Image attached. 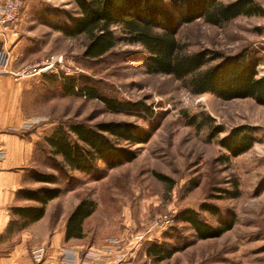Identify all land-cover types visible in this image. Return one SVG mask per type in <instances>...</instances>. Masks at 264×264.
Here are the masks:
<instances>
[{
    "label": "rangeland",
    "instance_id": "rangeland-1",
    "mask_svg": "<svg viewBox=\"0 0 264 264\" xmlns=\"http://www.w3.org/2000/svg\"><path fill=\"white\" fill-rule=\"evenodd\" d=\"M171 1L162 3L170 8ZM252 1L264 11V0ZM24 4L11 29V69L22 71L50 55L63 56L65 61L57 73H31L19 79L23 83L20 108L30 119L31 126L24 131L37 136L32 169L56 175L64 190L47 206L50 224L61 225L81 200L94 205L83 223L82 238L74 241L79 256L113 247L106 257L108 264L119 258L118 264H264V106L250 98L195 95L172 76L148 74L143 65L147 51L122 39L105 56L84 58L86 37L70 39L56 30L64 21L61 11L75 15L73 0H24ZM46 9H53V14L46 15ZM113 29L123 36L119 26ZM176 38L190 53L207 49L235 57L256 51L262 59L258 74L264 75V15L239 16L221 27L198 19L181 26ZM63 75L77 78L78 90L88 86L101 97L130 106L110 110L98 99L67 95L61 89ZM192 117L195 122L190 125ZM109 122L131 123L151 132L147 143L135 146L111 138L135 155L114 168L96 161L91 174L70 171L61 157L50 154L43 140L59 127L68 130L75 124L95 127ZM216 126L223 131L209 140L210 129ZM242 126L252 129L254 143L247 152L232 157L219 140ZM31 186L53 187L32 181ZM203 204L216 206L219 215L202 211ZM185 210L198 212L212 226L232 218L233 227L219 238L199 240L177 220ZM163 215L171 218L170 227L151 228ZM115 240L119 243L112 245ZM153 243L179 250L158 262L146 254Z\"/></svg>",
    "mask_w": 264,
    "mask_h": 264
},
{
    "label": "trees",
    "instance_id": "trees-1",
    "mask_svg": "<svg viewBox=\"0 0 264 264\" xmlns=\"http://www.w3.org/2000/svg\"><path fill=\"white\" fill-rule=\"evenodd\" d=\"M75 15L61 11L64 21L56 30L66 38L85 36L83 57L97 59L108 54L122 39L130 45H140L148 56L143 65L148 74L172 76L185 83L192 94H212L223 100L253 99L264 106V75L259 76L258 66L262 59L256 51H244L235 57H224L210 50L186 52L176 35L181 26L198 19L212 26H223L239 16H263V9L252 0H234L223 3L221 0H172L167 8L162 0H73ZM46 9V15L53 14ZM48 23V21H45ZM119 26L123 36L117 35L113 27ZM77 78L63 75L62 91L67 94H80L88 99L100 100L108 109H126L130 105L101 97L91 87L77 89ZM195 122V117L189 121ZM200 127V124L197 125ZM219 126L212 127L208 135L211 140L222 132ZM73 136V137H72ZM151 132L126 122L101 123L95 127L83 124L57 128L49 137H44L53 157L59 156L70 171L91 174L95 172L96 161L107 168H114L130 162L135 155L130 150L113 143L125 142L132 146L147 143ZM254 143L252 129L238 127L219 140V145L230 156L237 157L247 152ZM157 177L167 181L166 177ZM30 182L53 185L37 188H23L17 195L35 205L13 206L9 209L10 220L6 235L19 232L40 220L46 205L60 197L64 190L58 186V178L53 174L39 173L31 169ZM233 195V197H235ZM201 210L218 216L214 205L203 204ZM94 205L81 200L66 219L65 240L80 239L83 223L92 215ZM177 220L187 224L199 240L219 238L233 227V219H220L218 225L206 223L198 212L182 211ZM179 249L169 248L166 243H153L146 251L155 261L172 257Z\"/></svg>",
    "mask_w": 264,
    "mask_h": 264
},
{
    "label": "crops",
    "instance_id": "crops-1",
    "mask_svg": "<svg viewBox=\"0 0 264 264\" xmlns=\"http://www.w3.org/2000/svg\"><path fill=\"white\" fill-rule=\"evenodd\" d=\"M7 37V46L11 49V29ZM22 86L19 79L0 74V151L4 154L0 160V264H32L31 253L39 247H45L48 256L79 248L74 246V241L78 239L65 240L66 221L57 226L50 224L51 213L47 206L54 200L46 205L40 220L9 236L5 233L11 218V207L35 205L17 195L23 188H33L28 173L32 169L37 138L36 134L24 131L30 119L23 115L20 108Z\"/></svg>",
    "mask_w": 264,
    "mask_h": 264
},
{
    "label": "built area",
    "instance_id": "built-area-1",
    "mask_svg": "<svg viewBox=\"0 0 264 264\" xmlns=\"http://www.w3.org/2000/svg\"><path fill=\"white\" fill-rule=\"evenodd\" d=\"M24 0H0V74L11 75L16 79L34 74L57 73L63 70L65 61L63 56L50 55L41 60L34 66L27 67L22 71H13L11 69L12 50L7 46V33L19 21L24 9ZM34 68H37L33 71ZM31 125L27 124L29 128ZM4 154L0 151V160ZM172 223L171 218L166 215L159 216L152 223L151 228H167ZM119 241H112V245H117ZM113 247H103L100 253L86 252L83 257L79 256L78 251L62 250L58 257L48 256L44 247L36 248L31 253L32 264H108V258L112 255ZM123 256V255H122ZM121 258L113 261L118 264Z\"/></svg>",
    "mask_w": 264,
    "mask_h": 264
}]
</instances>
